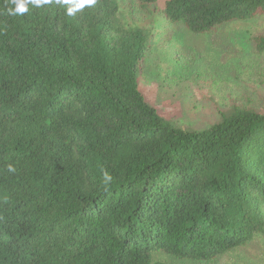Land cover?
Masks as SVG:
<instances>
[{"label":"trees","instance_id":"trees-1","mask_svg":"<svg viewBox=\"0 0 264 264\" xmlns=\"http://www.w3.org/2000/svg\"><path fill=\"white\" fill-rule=\"evenodd\" d=\"M117 1L0 0V264H217L264 240V108L163 118L139 88L153 34ZM134 1L194 33L264 18V0Z\"/></svg>","mask_w":264,"mask_h":264},{"label":"rangeland","instance_id":"rangeland-1","mask_svg":"<svg viewBox=\"0 0 264 264\" xmlns=\"http://www.w3.org/2000/svg\"><path fill=\"white\" fill-rule=\"evenodd\" d=\"M117 2L153 34L139 88L163 118L204 131L233 107L264 108V56L255 54L253 41L264 35V18L194 33L165 21L162 2L149 15L134 0ZM154 260L184 264L165 253ZM217 264H264V240L228 253Z\"/></svg>","mask_w":264,"mask_h":264},{"label":"clouds","instance_id":"clouds-1","mask_svg":"<svg viewBox=\"0 0 264 264\" xmlns=\"http://www.w3.org/2000/svg\"><path fill=\"white\" fill-rule=\"evenodd\" d=\"M12 5L14 7H9L7 9L8 15L17 16L23 15L24 13L29 11L28 5L31 4L34 7H41L45 4L52 3V0H11ZM58 4H69L67 7V15H74L78 10L83 9L85 6H90L95 3V0H56ZM10 171H14V169L9 166ZM110 177L105 176V180H109Z\"/></svg>","mask_w":264,"mask_h":264}]
</instances>
